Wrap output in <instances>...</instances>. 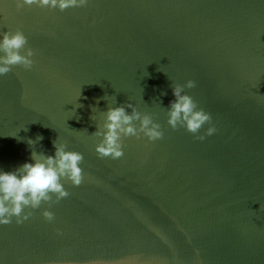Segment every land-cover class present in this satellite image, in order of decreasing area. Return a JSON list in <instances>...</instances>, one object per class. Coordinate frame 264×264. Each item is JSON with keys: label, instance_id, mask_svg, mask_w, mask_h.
Returning a JSON list of instances; mask_svg holds the SVG:
<instances>
[{"label": "water", "instance_id": "obj_1", "mask_svg": "<svg viewBox=\"0 0 264 264\" xmlns=\"http://www.w3.org/2000/svg\"><path fill=\"white\" fill-rule=\"evenodd\" d=\"M16 28L34 64L0 76V170L30 161L41 135L37 152L57 140L83 154L84 179L0 224V264H264V0H0V38ZM189 79L217 129L203 140L167 123L172 86ZM129 103L163 137L99 157L91 134Z\"/></svg>", "mask_w": 264, "mask_h": 264}, {"label": "clouds", "instance_id": "obj_2", "mask_svg": "<svg viewBox=\"0 0 264 264\" xmlns=\"http://www.w3.org/2000/svg\"><path fill=\"white\" fill-rule=\"evenodd\" d=\"M87 3L88 0H16L18 9L35 5L41 8H58L61 11L69 7H83ZM27 44V37L20 28L3 32L0 38V76L8 74L16 65L24 69L32 68L34 51ZM185 87H195V81L189 79L184 85L177 83L172 86L175 99L170 101L167 109V123L173 129L184 127L196 139L203 140L205 136L199 133L206 123L210 125L206 130L207 135L213 134L217 129L211 124V114L198 108L192 96L184 92ZM81 106L78 104L77 107ZM127 107L131 109L130 113L123 105L109 106L104 111V123L97 126V130L91 134L102 137L95 145L99 157L121 158L124 155L123 137L140 138L143 134L150 141L163 137L160 124L149 113H141L131 103ZM136 121H139L138 126ZM42 139L41 135H37L35 140H27L32 149L30 161L11 171L0 170V224L11 223L13 217L16 218V223H22L32 214L25 212L26 208L37 209L42 203L51 205L67 198L70 193L64 187L63 181H70L74 186L83 182L84 174L80 167L83 154L67 150V144L58 143L57 140L53 141L54 155L37 152L34 149ZM42 215L48 221L54 219V213L48 209H44Z\"/></svg>", "mask_w": 264, "mask_h": 264}]
</instances>
